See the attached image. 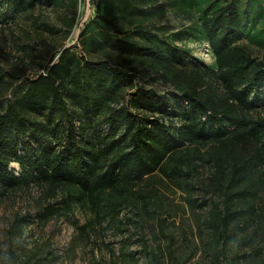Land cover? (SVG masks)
<instances>
[{
    "label": "trees",
    "instance_id": "trees-1",
    "mask_svg": "<svg viewBox=\"0 0 264 264\" xmlns=\"http://www.w3.org/2000/svg\"><path fill=\"white\" fill-rule=\"evenodd\" d=\"M18 1L27 7L37 0ZM41 1L48 7L77 4ZM98 2L124 11L122 0ZM174 4L193 18L199 14L216 67L182 66L173 42L152 39L140 27L139 36L123 31L116 18L98 10L82 32V47L88 51L100 41L125 61H88L65 48L18 97L0 102V196L35 184L44 201L56 200L42 208L41 219L79 201L112 222L130 194L144 197L135 188L156 173L192 187L194 153L205 148L212 169L207 182L221 196L206 217L211 263L264 264V118L251 117L264 107V63L249 46L230 43L246 30L264 47V27L255 29L249 12L234 1ZM254 15L264 20V14ZM141 72H153L174 96L139 87L127 98ZM102 126L108 130L98 131ZM13 163L18 173L10 169ZM251 222L256 230L247 232ZM72 223L85 232V224ZM151 255L148 264H161V255ZM116 258L138 263L124 250Z\"/></svg>",
    "mask_w": 264,
    "mask_h": 264
},
{
    "label": "rangeland",
    "instance_id": "rangeland-1",
    "mask_svg": "<svg viewBox=\"0 0 264 264\" xmlns=\"http://www.w3.org/2000/svg\"><path fill=\"white\" fill-rule=\"evenodd\" d=\"M220 1H234L249 12L255 29L264 27L263 17L254 15L264 14V0ZM122 2L123 12L100 5L98 0H77L75 8L48 7L41 0L21 7L18 0H0V102L18 97L41 73L40 67L55 63L65 48H72L88 61H125L118 60L110 46L101 48L100 41H93L88 51L82 47V32L98 10L116 18L123 31L139 36L140 27L152 39L173 42L171 48L181 50L178 57L182 66L199 62L216 67L199 14L193 18L183 13L174 0ZM230 43L249 46L253 56L264 63V47L252 41L249 31L233 37ZM133 81L134 86L126 90L127 98L139 87L168 99L174 96L173 88L153 72L138 73ZM251 117L264 118V107L261 105ZM99 130L108 129L102 126ZM205 150L194 153L197 170L190 179L192 187L156 173L136 186L135 192H142L144 197L130 194L112 222L99 220L79 201L69 209L62 207L52 218L41 219L42 208L56 200L44 201L42 190L35 184L29 189L8 191L0 196V264H123L116 258L123 250L134 253L137 264H148L152 253L161 255V264H212L206 247L210 236L206 217L221 196L207 182L212 169ZM10 169L18 173L20 168L13 163ZM190 199L196 203H190ZM73 221L85 224V232ZM255 230V223L247 225V232Z\"/></svg>",
    "mask_w": 264,
    "mask_h": 264
}]
</instances>
